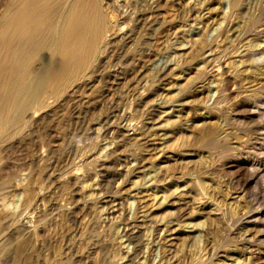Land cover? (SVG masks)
I'll use <instances>...</instances> for the list:
<instances>
[{"label":"rangeland","instance_id":"1","mask_svg":"<svg viewBox=\"0 0 264 264\" xmlns=\"http://www.w3.org/2000/svg\"><path fill=\"white\" fill-rule=\"evenodd\" d=\"M102 9L86 70L0 142V264H264V0Z\"/></svg>","mask_w":264,"mask_h":264},{"label":"bare ground","instance_id":"2","mask_svg":"<svg viewBox=\"0 0 264 264\" xmlns=\"http://www.w3.org/2000/svg\"><path fill=\"white\" fill-rule=\"evenodd\" d=\"M240 3L232 0L233 7ZM107 28L102 0L6 1L0 13V142L22 124L25 116L41 109L45 98L71 86L97 54ZM130 32H124L126 40H131ZM178 45L163 71L184 48V44ZM180 199L178 190L169 198L158 197L159 205L177 206L182 204ZM139 207L147 211L145 203L139 201ZM165 221L157 219L156 227L166 226L165 239L172 242L176 231ZM184 225L194 230L198 223Z\"/></svg>","mask_w":264,"mask_h":264}]
</instances>
